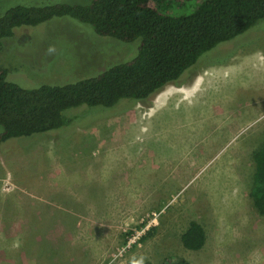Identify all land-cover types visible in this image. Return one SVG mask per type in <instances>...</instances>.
<instances>
[{"label": "rangeland", "instance_id": "1", "mask_svg": "<svg viewBox=\"0 0 264 264\" xmlns=\"http://www.w3.org/2000/svg\"><path fill=\"white\" fill-rule=\"evenodd\" d=\"M62 2L91 0H0V15ZM136 43L58 17L17 28L0 66L26 88L65 84L132 58ZM64 118L0 143V264H264L249 194L264 143V18L146 101ZM192 220L206 230L200 250L182 242Z\"/></svg>", "mask_w": 264, "mask_h": 264}, {"label": "trees", "instance_id": "2", "mask_svg": "<svg viewBox=\"0 0 264 264\" xmlns=\"http://www.w3.org/2000/svg\"><path fill=\"white\" fill-rule=\"evenodd\" d=\"M93 27L99 36L138 45L135 55L97 74L65 84L26 88L8 79L0 66V143L65 124L64 112L79 105L120 110L146 101L180 77L207 52L234 39L264 18V0H91L89 4L17 5L0 15V50L20 27L58 17ZM250 198L264 216V143L253 154ZM207 240L203 225L192 220L184 246L200 250ZM150 264V263H145ZM165 264H192L169 257Z\"/></svg>", "mask_w": 264, "mask_h": 264}, {"label": "bare ground", "instance_id": "3", "mask_svg": "<svg viewBox=\"0 0 264 264\" xmlns=\"http://www.w3.org/2000/svg\"><path fill=\"white\" fill-rule=\"evenodd\" d=\"M165 95V94H164Z\"/></svg>", "mask_w": 264, "mask_h": 264}]
</instances>
